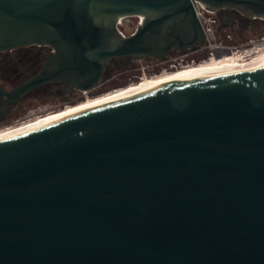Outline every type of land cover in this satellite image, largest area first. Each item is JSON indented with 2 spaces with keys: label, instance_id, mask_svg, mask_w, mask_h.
Wrapping results in <instances>:
<instances>
[{
  "label": "water",
  "instance_id": "1",
  "mask_svg": "<svg viewBox=\"0 0 264 264\" xmlns=\"http://www.w3.org/2000/svg\"><path fill=\"white\" fill-rule=\"evenodd\" d=\"M197 1L264 19V0ZM196 13L194 0H0V51L53 48L0 93L88 92L115 59L198 50ZM0 264H264V62L0 138Z\"/></svg>",
  "mask_w": 264,
  "mask_h": 264
},
{
  "label": "flooded vegetation",
  "instance_id": "2",
  "mask_svg": "<svg viewBox=\"0 0 264 264\" xmlns=\"http://www.w3.org/2000/svg\"><path fill=\"white\" fill-rule=\"evenodd\" d=\"M223 14H227L230 16L234 15L232 24L236 26L238 25V27H244L250 22L249 17L244 16L238 12L224 13V11L223 13H217L219 22H221V15ZM132 17L140 18V16ZM140 22L141 18L139 23ZM120 31H122V29H120ZM218 32H220L219 28ZM123 33L125 35H129L133 32ZM204 48L205 47H201L198 50L187 49L185 51L173 50L165 58L162 59L154 58L151 56H143L142 58L146 57L149 59L150 57L163 62L161 64H158L157 67L153 68L154 71H158L162 67L176 68L181 63L178 59H184L185 56H189L192 53L194 54L202 51L204 50ZM52 51L53 48L50 45H47V43L20 45L13 47L7 51H0V87L6 92H10L15 88V86L17 87L27 79L36 76L42 69L47 56ZM135 60L140 59L120 58V60L115 59L113 61H110L106 69L104 70V75L102 76V80L100 81L99 85L90 91L88 90L86 94L83 91L74 89L71 84L64 81L50 82L42 85L41 87L33 88L24 93L20 98L16 100L6 101L8 99V96L6 94L0 93V130L9 127L8 124L10 123L20 124L26 122L27 120L36 118L35 116L38 115H35L34 112L37 109L41 108V104L50 102V104H48L49 107H55L61 104L62 106H64L66 105L65 103H73L84 99L86 95L89 96L90 94L93 96L95 94L106 91L109 88L108 83L105 82L107 75H111V73L118 68L130 66ZM173 61H177V63H173ZM132 75L135 78H139V74L136 73V71L134 72V74L132 73ZM20 117L23 118L20 119Z\"/></svg>",
  "mask_w": 264,
  "mask_h": 264
},
{
  "label": "bare ground",
  "instance_id": "3",
  "mask_svg": "<svg viewBox=\"0 0 264 264\" xmlns=\"http://www.w3.org/2000/svg\"><path fill=\"white\" fill-rule=\"evenodd\" d=\"M252 52L253 53L249 52V57L244 52L229 53L227 57L215 56L212 59H206L199 63L187 64L178 67L174 71H165L160 75L158 74L153 77H144L137 83L118 88L116 90L104 93L100 96H96L93 98L87 96L85 100L80 101L79 103H76L74 105H68L57 111L38 116L33 120L27 121L14 127L1 129L0 138L13 135L24 130L36 128L38 126H44V124L60 120L73 114L93 108L95 106H99L114 100L118 101V99L164 86L174 81L188 78L192 79L201 76L207 77L211 75L239 73L248 70L264 62V46L259 51L256 52L255 50H253Z\"/></svg>",
  "mask_w": 264,
  "mask_h": 264
},
{
  "label": "rangeland",
  "instance_id": "4",
  "mask_svg": "<svg viewBox=\"0 0 264 264\" xmlns=\"http://www.w3.org/2000/svg\"><path fill=\"white\" fill-rule=\"evenodd\" d=\"M249 20H250V22L248 24H246L244 27H241V26L238 27V25L236 26L233 24L230 26H227V25H224L222 22H219L218 28H220V32L218 33V35H219L218 39L221 42H223L224 44L231 46L233 50L238 51L239 53L245 52L246 49H248L251 53L252 47H255L258 45L264 46V19H262V18H253V19L250 18ZM139 21H140V18H138V17H127L122 21L123 23H122V25H120V29H122L123 32H125V33L134 32ZM206 59H209L208 56L206 58H203V59H196V53H194V54L192 53L189 56H185L184 59H181V58L178 59L181 63L177 67H181V66H184L187 64L199 63V62L204 61ZM174 62L177 63V61H173V63ZM161 63H163V62H161L157 59H153L150 57L148 59V58L144 57L140 60L133 61V63L130 66H126V67H122V68H118V69L114 70L111 73V75H107L105 82L108 83L109 88L102 93L104 94L105 92L107 93V92L116 90L118 88L126 87L130 84L137 83V81L139 82L142 77L143 78L144 77H153L154 75L159 74V73L163 74V72H165V70H174L177 68V67L176 68L175 67H173V68L162 67L160 70L154 71L153 68L157 67L158 64H161ZM135 71H136V73L140 72L139 78H137V80L132 75V73L134 74ZM166 72H168V71H166ZM124 81H128V82L123 84L122 82H124ZM102 93H98V94H95L93 96L90 94H89V96L86 95L84 99H81V100L73 102V103H65L66 105H64V106H62V104H61L59 106L49 107L48 104H50V102H47V103L41 104L40 105L41 108L37 109L34 113H35V115L42 116V115H45L49 112H54V111H57L59 109H62L68 105H74L76 103H79L80 101L85 100L87 96L93 98V97L102 95ZM38 116H35V117H38ZM22 118L20 117V119H22ZM33 119H35V118H33ZM33 119H30V120H33ZM30 120H27V121H30ZM23 123H25V122H23ZM12 124L11 123L8 124L9 127H14V126L19 125V124H15V123H12ZM20 124H22V123H20ZM9 127H6V128H9ZM6 128H3V129H6Z\"/></svg>",
  "mask_w": 264,
  "mask_h": 264
},
{
  "label": "built area",
  "instance_id": "5",
  "mask_svg": "<svg viewBox=\"0 0 264 264\" xmlns=\"http://www.w3.org/2000/svg\"><path fill=\"white\" fill-rule=\"evenodd\" d=\"M194 5L197 11V16L201 21V24L204 28L205 35H206V41L204 47L209 49V59H212L215 56H224L227 57L229 53H235L238 51H235L232 49L231 46L224 44L218 39V25H219V19L217 16L216 11H212L208 8H206L200 1L194 0ZM141 18V17H140ZM125 18H121L119 20V27L122 25V21ZM123 31V30H122ZM263 46H255L251 48L252 51L255 50L256 52L259 51ZM250 51L248 49L245 50L244 53L249 57ZM246 56V57H247ZM86 93V92H85Z\"/></svg>",
  "mask_w": 264,
  "mask_h": 264
},
{
  "label": "trees",
  "instance_id": "6",
  "mask_svg": "<svg viewBox=\"0 0 264 264\" xmlns=\"http://www.w3.org/2000/svg\"><path fill=\"white\" fill-rule=\"evenodd\" d=\"M207 56H209V49L207 48H204V50L202 51H199L196 53V59H203V58H206ZM138 74L140 72H137ZM138 77H136L135 79L137 80ZM128 81H124L122 82L123 84L127 83Z\"/></svg>",
  "mask_w": 264,
  "mask_h": 264
}]
</instances>
